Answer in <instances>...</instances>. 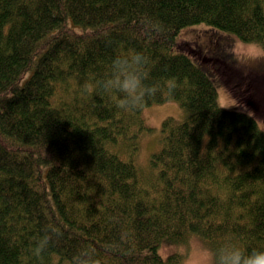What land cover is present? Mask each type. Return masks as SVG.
<instances>
[{
	"label": "trees",
	"instance_id": "16d2710c",
	"mask_svg": "<svg viewBox=\"0 0 264 264\" xmlns=\"http://www.w3.org/2000/svg\"><path fill=\"white\" fill-rule=\"evenodd\" d=\"M199 23L264 49V0H0V264H71L87 243L103 264H183L161 256L164 239L264 246V130L218 104L208 63L179 38ZM133 50L159 88L144 107L182 110L146 159L142 110L99 88ZM216 58L214 71L238 72L234 56ZM242 77L264 84V69ZM49 226L63 236L37 255Z\"/></svg>",
	"mask_w": 264,
	"mask_h": 264
},
{
	"label": "rangeland",
	"instance_id": "374dc122",
	"mask_svg": "<svg viewBox=\"0 0 264 264\" xmlns=\"http://www.w3.org/2000/svg\"><path fill=\"white\" fill-rule=\"evenodd\" d=\"M212 30H215L213 32ZM220 33L217 35V33ZM215 33V34H214ZM225 33L224 35H222ZM181 39L190 43L196 49L194 58L207 65L202 68L206 71L209 78L217 90L218 104L225 109L243 111L249 114L253 113L258 119V125L264 130V102L259 109L264 98V84L253 82L251 79H243L246 73L253 70L264 69V49L259 42H244L235 34L224 32L216 27L199 23L181 29L179 32ZM234 56L236 60L237 73L230 69L217 68L210 59L221 54ZM230 53V54H229ZM192 60L196 64L198 61ZM216 61H219L217 58ZM214 60V61H215ZM243 74V75H242ZM247 98L249 102L246 101ZM142 116L146 121V125L150 127L143 136L140 147L139 158L146 159L148 155L156 149L157 138L161 121L166 116H172L176 119L182 115V110L178 103L173 100L161 104H153L142 109ZM195 236H191L189 243H194ZM178 246V253L183 254V264H190L189 256L185 255V247L183 242H174L171 240H162L159 245V253L163 258L172 253V249Z\"/></svg>",
	"mask_w": 264,
	"mask_h": 264
},
{
	"label": "clouds",
	"instance_id": "9594fccd",
	"mask_svg": "<svg viewBox=\"0 0 264 264\" xmlns=\"http://www.w3.org/2000/svg\"><path fill=\"white\" fill-rule=\"evenodd\" d=\"M264 55V52L261 53ZM149 57L141 51L116 55L106 76L99 82V88L108 94H116L115 106L123 111H140L150 98L157 95L159 88L150 82ZM169 92L176 87L168 82ZM63 236L61 229L46 227L35 242V253L43 255ZM185 255L190 264H264V246L248 248L236 236L227 235L216 241L195 237L194 243L184 241ZM178 246L172 249L176 254ZM71 264H103L96 247L87 243L77 251Z\"/></svg>",
	"mask_w": 264,
	"mask_h": 264
},
{
	"label": "bare ground",
	"instance_id": "6f19581e",
	"mask_svg": "<svg viewBox=\"0 0 264 264\" xmlns=\"http://www.w3.org/2000/svg\"><path fill=\"white\" fill-rule=\"evenodd\" d=\"M163 139V138H162Z\"/></svg>",
	"mask_w": 264,
	"mask_h": 264
}]
</instances>
